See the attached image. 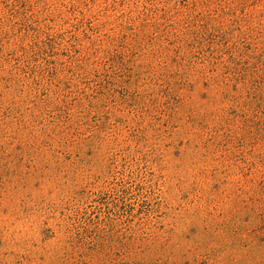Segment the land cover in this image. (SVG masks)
Instances as JSON below:
<instances>
[{"label": "rangeland", "instance_id": "rangeland-1", "mask_svg": "<svg viewBox=\"0 0 264 264\" xmlns=\"http://www.w3.org/2000/svg\"><path fill=\"white\" fill-rule=\"evenodd\" d=\"M0 264H264V0H0Z\"/></svg>", "mask_w": 264, "mask_h": 264}]
</instances>
